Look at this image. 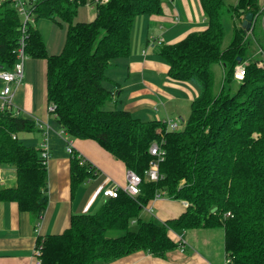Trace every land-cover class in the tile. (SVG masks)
I'll list each match as a JSON object with an SVG mask.
<instances>
[{
    "label": "trees",
    "instance_id": "obj_1",
    "mask_svg": "<svg viewBox=\"0 0 264 264\" xmlns=\"http://www.w3.org/2000/svg\"><path fill=\"white\" fill-rule=\"evenodd\" d=\"M87 2L93 4L96 16L77 20L78 7ZM200 2L207 27L174 43L160 42L156 51L168 64L171 79L191 81L199 89L177 129H170L167 120H144L128 109L104 107L120 90L119 84L113 89L107 85V69L114 59L130 55L135 19L162 13V0L31 2L34 21L27 26L25 50L29 57L46 59L47 100L54 106L50 112L68 137L95 140L143 177L139 194L120 191L95 212L73 213L64 231L39 235L41 264H106L139 250L162 256L179 246L171 230L182 235L188 229L214 227L224 229L225 264L227 258V264H264V66L257 64L258 58L246 61L252 57L242 22L233 25L232 39L222 47L224 22L248 11L257 15L260 2ZM262 17H256L253 30L264 25ZM40 18L66 25L59 53H49L36 27ZM22 22L13 1L0 3V65L4 67H13L16 61ZM215 62L224 69L218 89ZM242 62L244 79L237 81L234 70ZM37 130L32 118L15 115L12 107L0 110V165H13L16 175L13 186L0 181V202L16 201L36 224L48 205L47 159L40 146L23 143L20 135ZM162 137V176L147 180L145 170L154 159L149 147ZM98 172L74 149L72 195ZM161 190L188 206L163 221L142 219V209Z\"/></svg>",
    "mask_w": 264,
    "mask_h": 264
},
{
    "label": "crops",
    "instance_id": "obj_2",
    "mask_svg": "<svg viewBox=\"0 0 264 264\" xmlns=\"http://www.w3.org/2000/svg\"><path fill=\"white\" fill-rule=\"evenodd\" d=\"M162 6L163 11L160 14L140 15L135 19L130 55L112 61L107 69V71L112 69L111 74H107L109 77L107 82L111 83L113 73L116 74L118 67H122L119 75L123 76L125 87L116 76L119 79L116 83L119 84L120 90L112 99L117 100L118 96L127 91L130 94L129 100L135 102V106L147 103L150 95L162 101L159 99L162 95H173L164 90L165 86H172L178 90L185 89L189 97L194 99V92L188 86L171 79L168 75V64L156 52L158 43L150 45V40L160 37L163 38L161 41L163 43L177 42L192 31L205 29L206 16L200 0H162ZM95 16L92 3L87 2L78 7L77 20L90 21ZM36 27L41 32L49 53H59L64 45L66 25L50 19L46 22L37 20ZM46 67V59L37 57L26 59L24 78L14 92L13 102L16 108L21 110L20 115L37 122L38 130L24 133L26 138L33 139L36 146H41L45 137L48 140L51 153L47 162L48 205L36 227L33 215L21 211L16 201L0 202V264H35L34 247L39 235L64 231L69 226L73 213H91L99 209L106 200L102 194L104 188L115 184L124 186L127 183L129 169L122 160L93 139L72 138L73 148L99 169L94 178L82 183L72 195L70 154L66 150V135L48 108ZM162 75L166 77L164 81L162 80L163 83L157 80V77L161 78ZM1 85L0 80V87ZM193 90L199 93L197 87L194 86ZM149 108L156 111L154 107ZM155 118L167 120L161 116ZM0 181L7 186L16 184L13 165H0ZM185 202L162 195L153 198L142 209L140 217L145 220L154 217L163 221L181 214L188 206ZM170 232L179 242V246L164 255L158 256L139 250L106 264H225L223 228L188 229L182 235L172 230ZM215 234L217 238L214 237ZM181 239L185 244L183 250L180 247Z\"/></svg>",
    "mask_w": 264,
    "mask_h": 264
},
{
    "label": "built area",
    "instance_id": "obj_3",
    "mask_svg": "<svg viewBox=\"0 0 264 264\" xmlns=\"http://www.w3.org/2000/svg\"><path fill=\"white\" fill-rule=\"evenodd\" d=\"M8 1V0H0L1 2ZM14 3V6L17 8L18 12L23 16V22L21 26L22 35L19 39V46L16 50V61L11 68L4 67L3 65H0V80L2 82V85L0 87V110H5L6 108L12 107L14 92L16 88L20 85L24 78L25 74V61L28 58V55L25 50V33L27 32V26L30 22L34 21V16L31 11L30 5L31 2L34 0H11ZM106 2L107 0H102ZM262 10L264 11V2ZM163 41V38H155L151 40V44L154 45L155 43H160ZM257 64L260 66H264V55L261 59L257 61ZM245 75V63H239L236 65L234 70V78L237 81H241L244 79ZM49 110H54V106L49 104L48 106ZM14 114L19 115V110L16 108H13ZM167 124L170 129H177L179 128V124L176 120L167 119ZM158 132H161V128L157 129ZM62 132H64L62 130ZM66 140H68V144H66V150L70 154L74 151V148L72 147V138L68 137ZM164 138L160 141H153L149 147L150 153L154 156V159L151 161L149 168L145 170V179L147 180H158L162 176L159 169L160 161L164 159L165 155V149L163 148ZM42 148V156L44 158L48 159L51 155L50 153V146L48 143L47 138H44V141L41 143ZM143 180V177L135 172L134 170L129 169L127 171V183L124 186H121L120 184H115L112 187H106L103 189V196L105 198L109 197H115L119 194L120 191H124L130 195H137L140 193V184ZM165 191L161 190L159 191L154 198L161 197L164 195ZM186 205H188V202H185ZM42 218V215H41ZM40 222L36 224V227L39 225ZM184 242L181 239L180 247L183 250L184 249ZM41 253V245L36 244L34 247V256H35V264H41V260L39 258V254ZM230 259H226V264L229 262Z\"/></svg>",
    "mask_w": 264,
    "mask_h": 264
},
{
    "label": "rangeland",
    "instance_id": "obj_4",
    "mask_svg": "<svg viewBox=\"0 0 264 264\" xmlns=\"http://www.w3.org/2000/svg\"><path fill=\"white\" fill-rule=\"evenodd\" d=\"M235 1L236 0H230V2H232V3ZM259 2H260L259 8L261 9L263 14L260 13V9H259V12L257 13V15L254 14L251 27L249 29H246V32H247L246 37L248 38V41H247L248 42V52H249V56L251 55V57H252V58L246 59V61H249L253 58L260 59L261 56L264 55V51H263L264 45L262 44L264 42V25L263 24H261L259 26L257 25L255 30H253V26H254L253 24L256 22V19H257L256 17L263 15L262 21L264 18V12L262 10L264 0H259ZM244 16L245 15H243V14L239 17L236 15L232 19H230V21L224 22L226 27H225V35H224L222 47H225L229 44V42L232 39L233 25H235V24L239 25L241 22H243ZM225 19L227 20V18H225ZM48 20H50V19L40 18V19H38V22L39 21L46 22ZM160 29L163 30V28H160ZM255 32L257 33L256 35H254ZM150 45H152L151 40H150ZM115 60H119V58L114 59L113 61H115ZM121 68L122 67L119 66L118 72L116 74H114L115 72L113 73V76H112L113 81L111 80V83L107 82V85L112 89L118 85V83H116V81L119 79H117L116 76L121 79V84L123 87H125V85H123L124 84L123 76L119 75V74H121V71H120ZM212 68H213L214 77H215V85L214 86H215V89H218L223 82L224 69H223L222 65H220V63H218V62H215L212 65ZM111 71H112V69L106 71V73L108 72L107 74L109 75V74H111ZM165 79H166V77L164 75H162L161 78L157 77V80H159V82H161V83H163L162 80L164 81ZM180 82L182 83V85L188 86V88H190V90L192 92H194V96H196L197 92L194 91L193 88H194V86H195V88L197 86L193 82H191V81H180ZM189 84H192V85H189ZM163 88H164V90L170 92L173 95L171 96L169 94H165V95L161 96V94L158 93L161 96L159 99H161L162 101L158 100L154 95H150L149 96L150 99H149V101H147V103L135 106V102H132L129 100L130 94H128V92L125 90L126 92L124 91L125 93L118 96L117 100L110 99V100L106 101V103L104 104V107L108 108V109H127L128 108L132 111V113L135 116H139L144 120L154 119L155 116H161L163 119H168V120L172 119V120H176L178 123H181V120L186 119L190 113L192 99L189 97V94L187 92H185V89L178 90V89L173 88L172 86H165ZM154 103H156L155 106H154ZM12 105H13V108L16 109L14 102H12ZM127 105H132V107L129 108ZM149 107H151L152 109L154 107V109L156 111H152ZM19 112L21 113V110H19ZM179 127H181L180 124H179ZM64 134L66 135V139H67L68 135L66 133H64ZM20 137L22 138L23 143H25L27 145H35L34 144L35 141L33 139L31 140L30 138H26V134L23 133L20 135ZM36 138H37V136H36ZM66 141L68 144V140H66ZM163 196L168 197V195H163ZM154 219L156 221H158L157 218H154ZM132 227H133V229H136L138 227V224L136 223ZM221 228L222 227H219V229H221ZM216 229H218V228H216ZM216 236L217 235L215 234L214 237L217 238L218 236L217 237Z\"/></svg>",
    "mask_w": 264,
    "mask_h": 264
},
{
    "label": "water",
    "instance_id": "obj_5",
    "mask_svg": "<svg viewBox=\"0 0 264 264\" xmlns=\"http://www.w3.org/2000/svg\"><path fill=\"white\" fill-rule=\"evenodd\" d=\"M254 17V13L252 11H248L245 13L244 20L242 22V25L244 26L245 29H249L252 24V20ZM238 60L241 61V57H238ZM216 206L212 208V211L216 210Z\"/></svg>",
    "mask_w": 264,
    "mask_h": 264
}]
</instances>
